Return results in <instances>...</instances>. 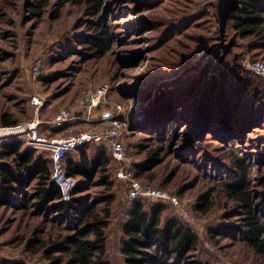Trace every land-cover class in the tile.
Listing matches in <instances>:
<instances>
[{
	"label": "rangeland",
	"instance_id": "obj_1",
	"mask_svg": "<svg viewBox=\"0 0 264 264\" xmlns=\"http://www.w3.org/2000/svg\"><path fill=\"white\" fill-rule=\"evenodd\" d=\"M9 2L0 11V116L16 120L13 125L39 117V132L48 137L103 129L108 123L102 118L114 114L126 118V170L143 186L178 197L180 208L166 204L161 222L175 217L196 233L195 259L206 264H264V255L241 239L245 209L228 188L244 173L236 153L247 169L244 193L264 226V80L251 77L261 95L258 106L246 99L236 102L232 93L201 102L196 92L186 102L200 101L206 108L200 123H188L193 109L173 100L180 87L188 88L185 98L191 96V80L204 69L206 84L224 69L247 76L244 62L264 64V36L242 38L223 0H97L96 7L86 0H50L40 13L31 8L32 0ZM100 27L108 30L112 44L105 55L91 56L87 40ZM103 84L109 86L105 101L91 110L88 121L50 128L48 121L60 109L83 113L88 96ZM33 97L42 102L39 108L32 105ZM160 100L166 113L157 129L150 124L160 117ZM226 110L235 120L223 118ZM89 147L93 154L98 146ZM34 150L37 157L48 159L46 151ZM153 154L157 163L138 173L137 164ZM69 155L77 158L74 151ZM117 167L108 162L106 174L115 199L105 230V258L110 264H125L121 226L131 201L127 182L116 177ZM25 190L30 192L31 186ZM105 193L95 177L79 196L93 203ZM36 214L32 208L0 207V262L69 264L66 247L55 248L59 237L71 233L66 223ZM220 227L230 233L213 237L210 229ZM33 238L39 241L29 249Z\"/></svg>",
	"mask_w": 264,
	"mask_h": 264
},
{
	"label": "trees",
	"instance_id": "obj_2",
	"mask_svg": "<svg viewBox=\"0 0 264 264\" xmlns=\"http://www.w3.org/2000/svg\"><path fill=\"white\" fill-rule=\"evenodd\" d=\"M32 1L34 4H31V8L40 13L50 0ZM223 1L230 13L228 17L233 23L234 30L242 38L254 37L259 39L264 36V0ZM86 2L91 7L98 5L97 0H86ZM5 5H11L9 0H0V11ZM111 44L112 38L108 30L105 27H100L87 40L86 49L91 52V56L101 57L106 54ZM217 67L219 66L217 65ZM220 71L219 75H216L220 77L215 80L212 76L208 84L205 82L206 70L200 72L201 74L199 73L197 80H191L193 92L187 98H185L184 92L188 88L180 87L179 91L175 92L173 97V100H176L175 103H179L183 108L189 106L195 113L193 118L188 119V123L201 122L202 111L206 108L200 107L198 104L204 100L211 102V99H215L216 94L226 97L232 93L236 102L246 99V101L252 103V106L260 104V94L255 87H252L254 81L251 80V77L254 75L247 74L245 76L243 73L239 74L233 70L225 69ZM225 84H227L226 89ZM196 92L197 96L201 94L202 99L196 104L188 105L186 100L194 98ZM162 103L163 101L160 100L159 106L163 108L162 111L158 112L160 117L150 124L155 128L157 127V129L161 127L159 123L166 113V106L165 104L161 105ZM224 114L223 118L226 121L232 122L235 120V114L230 116L227 110L222 113V115ZM0 123L2 125H13L16 120L3 115L0 116ZM173 127L171 126L170 129ZM89 145L98 146L96 147L97 151L95 150L93 154H89ZM74 152L77 154V158L67 154L63 159V168L66 175L73 177L76 181L70 198L64 200L61 188L51 180L52 168L49 159L37 157L35 150L24 148L22 141L19 139L3 142L0 150V207L16 206L24 210L32 208L37 213L36 215H52L56 220L66 223V231H71V233L59 237L55 243V248L62 249L66 247V258L69 264H110L105 258V230L108 227L111 213L109 207L115 196L110 192L112 184L108 181L106 173L108 162L110 160L113 162V160L107 149L97 144H84L77 147ZM234 156L238 168L244 169L241 178L228 185L231 192L238 196L243 203L245 209L244 216L246 220L241 239L251 248L264 255V226L254 215L249 197L244 193L243 179L247 169H245L243 160L236 153H234ZM156 163L157 157L155 154L149 156L146 161L137 164L138 173L143 169L151 168ZM95 177H97V185L105 187L108 193L96 197L95 202L88 203L79 194L86 191L87 184L92 183ZM30 186L31 191L27 192L25 189ZM206 197H204V201ZM145 202L150 205L149 209L143 207L146 204ZM101 204L103 206L99 208ZM166 204L141 198L131 201L121 226L120 252L124 257L125 264H206L195 259L194 253L198 237L189 226L182 224L175 217L165 220L164 223L161 222ZM210 232L215 237V235L226 234L229 230L227 227H220L210 229ZM37 241H39L37 238L29 240L27 247L33 249V245ZM40 245L43 247L44 243ZM0 264L22 263L3 260Z\"/></svg>",
	"mask_w": 264,
	"mask_h": 264
},
{
	"label": "built area",
	"instance_id": "obj_3",
	"mask_svg": "<svg viewBox=\"0 0 264 264\" xmlns=\"http://www.w3.org/2000/svg\"><path fill=\"white\" fill-rule=\"evenodd\" d=\"M243 68L247 74L264 79V64L261 61H246L243 63ZM36 69L37 66H34V70ZM108 90L109 86L103 84L91 93L87 98L83 113H72L66 108L60 109L48 121L50 128H60L72 120L88 121L91 110L105 101ZM31 103L37 108L42 105V102L36 97L31 99ZM116 109L121 110V106L117 105ZM102 121H106L108 124L100 130L88 128L75 131L66 136L53 135L49 137L39 132V127L43 124L39 117L21 124L0 125V150L3 142L19 139L24 142L26 149L46 151L48 159L51 161V180L61 188L63 199L68 200L76 181L73 177L66 175L63 168V159L67 154L84 144L101 145L107 149L113 162L118 165L115 173L116 177L127 182L126 196L129 201L141 198L151 202L167 203L175 209L180 208L181 204L177 196L171 195L161 188L143 186L129 170H126V147L123 134L127 130L128 120L114 114L110 118H102Z\"/></svg>",
	"mask_w": 264,
	"mask_h": 264
}]
</instances>
